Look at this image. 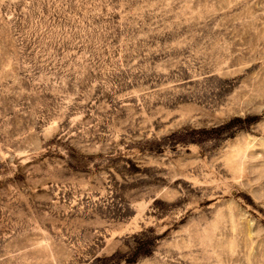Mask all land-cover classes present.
I'll return each instance as SVG.
<instances>
[{"label":"rangeland","instance_id":"rangeland-1","mask_svg":"<svg viewBox=\"0 0 264 264\" xmlns=\"http://www.w3.org/2000/svg\"><path fill=\"white\" fill-rule=\"evenodd\" d=\"M0 264H264V0H0Z\"/></svg>","mask_w":264,"mask_h":264}]
</instances>
